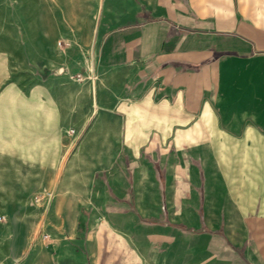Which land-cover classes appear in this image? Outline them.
<instances>
[{"label":"crops","instance_id":"obj_1","mask_svg":"<svg viewBox=\"0 0 264 264\" xmlns=\"http://www.w3.org/2000/svg\"><path fill=\"white\" fill-rule=\"evenodd\" d=\"M35 1V33L97 35L82 91L0 48V155L57 178L38 251L264 264V0Z\"/></svg>","mask_w":264,"mask_h":264},{"label":"rangeland","instance_id":"obj_2","mask_svg":"<svg viewBox=\"0 0 264 264\" xmlns=\"http://www.w3.org/2000/svg\"><path fill=\"white\" fill-rule=\"evenodd\" d=\"M37 15L35 0H0V48L10 53L12 72L16 77L26 72L31 79L36 70L50 71L42 68L40 57H49L53 45L57 64L43 61H48L63 79L73 81L75 90L86 89L94 77L88 69L97 35L35 33ZM17 174L18 167L0 155V264H58V258H51L48 244L43 247L44 253L37 248L38 241L46 243L50 238L43 222L57 178L50 189L48 179L41 182ZM77 243L79 246L80 241Z\"/></svg>","mask_w":264,"mask_h":264}]
</instances>
